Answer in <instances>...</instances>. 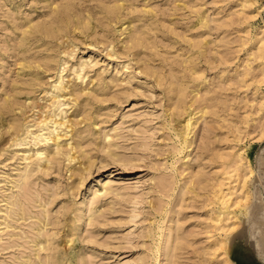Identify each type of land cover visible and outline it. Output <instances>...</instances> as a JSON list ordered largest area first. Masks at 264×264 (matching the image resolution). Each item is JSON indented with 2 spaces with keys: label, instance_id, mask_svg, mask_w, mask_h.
Returning <instances> with one entry per match:
<instances>
[{
  "label": "rangeland",
  "instance_id": "rangeland-1",
  "mask_svg": "<svg viewBox=\"0 0 264 264\" xmlns=\"http://www.w3.org/2000/svg\"><path fill=\"white\" fill-rule=\"evenodd\" d=\"M52 2L75 4V11L71 12L80 13L91 22L85 33L74 30L77 34L73 41H56L64 44L60 49L76 44L74 55L62 72L64 81L70 80L67 84H71L79 80L72 73V65L82 56L93 64L87 76L93 81L88 86L102 91L100 85H93L98 75L114 86L106 87L104 94L97 96L101 101L86 111L94 117V123L90 131L82 132L85 137L80 139V149L93 164L78 189L70 188L75 177L67 170V160L33 181L34 191L54 194L50 208L53 220L60 223L47 226L51 235L45 238L50 246L60 245L68 237V224L62 226V221L67 219L72 224L73 216L61 214L65 207L81 205L74 212L87 215L90 207L96 206L99 219L91 224L88 219L74 229L81 240L78 264H83L82 257L85 264H264L257 258L264 253V236H258L264 234V121L259 117L262 111L258 99L262 98L249 88L254 83L264 87V76L257 68L262 58L258 50L248 47L261 21L259 13L253 14L257 3L242 1L233 6L236 0H0V104L13 84L17 85V101L25 96L29 97L26 102L38 103V98L44 96L40 101L49 103L46 90H51L59 74L56 62L39 72L40 83L34 86H28L24 80L37 70H24L16 62L19 58L29 61L49 54L56 60L67 57L63 52L46 50V46L55 44L48 39L45 43L37 40L20 46L22 31L27 29L25 24L48 18L44 13L50 10L46 5ZM120 2L125 7L116 21L109 23L103 7ZM123 19L128 21V29L117 31ZM133 34L142 41L141 46L134 48L138 59L127 52L122 56L107 53L113 46L123 48L126 38ZM174 77L180 80L175 82ZM199 77L202 81L197 86L195 79ZM112 79L115 82L111 83ZM171 87L179 93L172 96ZM181 97L194 122L191 145L177 153L174 149L179 141L169 126L176 124L171 121L173 103ZM74 110L75 106L68 113ZM14 113L6 114L9 121L18 117L19 110ZM30 114L31 110L25 116ZM184 117L182 112L180 125ZM77 127L86 126L83 122ZM31 128L35 130L36 124ZM106 132L112 148L128 158L127 162L114 160L101 149L108 143H103ZM70 133L62 135L63 144L65 140L79 139H69ZM24 146L0 149V199L5 192L18 194V188L12 187L7 177L24 164L19 150ZM238 152L239 161L250 163L251 172L245 178L247 193L242 186L243 176L232 170L233 156ZM73 163L78 166V159ZM114 168L116 174L110 176ZM98 175L111 181V191L92 205L80 204ZM220 188L232 192L226 205L219 202ZM253 188L257 190L254 195ZM245 194L253 207L244 226L251 217V226L256 224L258 231L253 236L248 231L244 236H230L232 229L242 225L244 216L231 200L245 198ZM26 203L32 214L40 210L33 206L34 202ZM1 204L2 201L0 207ZM233 209L240 213L230 212ZM10 223L13 226L8 230L5 223H0V264H22L23 260L33 258L32 243L28 242L33 237L32 219ZM169 225L173 231L165 229ZM24 231L28 236H23Z\"/></svg>",
  "mask_w": 264,
  "mask_h": 264
},
{
  "label": "bare ground",
  "instance_id": "bare-ground-1",
  "mask_svg": "<svg viewBox=\"0 0 264 264\" xmlns=\"http://www.w3.org/2000/svg\"><path fill=\"white\" fill-rule=\"evenodd\" d=\"M236 1L237 3L234 2V5L232 4L233 6L238 5L240 2L242 3V1L248 2L249 4L257 3L255 7L256 11L253 14L259 13L261 21L257 24L258 27L254 31V36L251 45H249L248 47L259 51L262 60L257 63V68H259L261 75L264 76V17H262V11H264V1ZM53 2L46 5L50 7V10L44 13L45 15H48V18L36 24H25L27 25V29L22 31L20 46H27V44H31L32 41L37 40H42L45 43V39H48L49 42H55V44H52L51 47L46 46V50L52 49L54 51H57L58 53L63 52V54H66L67 57H63L59 60H56L53 54H49L48 56H45L41 59L34 57L29 61L24 60V58H19L16 62L19 67L24 70H28L30 72H35L37 70V72L34 73L28 80H24V83H26L28 86H34L35 84L40 83L41 76L38 75L39 72L45 71L46 69L53 67V62H56V69H59V74H56L57 79L55 83L51 86V90H46V92L48 93L47 99L50 100L49 103L47 101H40L42 98H44V96H40L38 98V103H31L29 101L26 102L25 100H27L29 97L25 96L21 97L22 101H17V85L13 84L11 85V87L8 88L9 93H6V97L0 104V149H2L3 146L10 147L26 144V146L19 148V150L22 151L21 163L24 164H20L18 167L15 168L16 172L13 173V176L7 177V180L12 182V187L18 188V194H15L14 191H11L10 193L5 192L2 195V198L0 199V201H2L1 205H3L0 207V217H3L4 219V221L0 223H5L4 227H7V230L8 227L13 226L10 221L16 220V222H18L20 219H22V221L32 219V225L30 226V228L31 236L33 237L29 239L28 242L32 243L33 249L31 250V254L33 255V258L23 260L22 264H78L77 249L79 248L81 240L78 237L79 235L74 232V229L85 221L87 222L88 219V223L91 224L94 220L99 219L98 215L100 216L98 212V207L96 206L90 207L89 213L87 215L86 212H83L82 214H76L74 212V210L80 208L81 205H75V207H65L61 214H72L73 221L78 220V222L74 224V222L72 221V224H69V221H67V219H64L62 221V226H65V223L68 224V237L64 241L61 240L60 245L57 244V246L52 248L50 246L51 242H49V240H47L45 236L51 235V233H49V228H47L49 224L60 223V221L53 220L54 215H52V209L50 208V204H52V202L54 201V198H52L54 194L51 193L45 195L33 190L34 179L44 174H47L49 170H56V168L63 161L66 160L68 161L67 170H70V176L73 175L75 177L74 182L73 184H71L70 188L73 190L78 189L79 184H82L81 179L85 178V176L87 175L86 172L90 171L91 166L93 164V162L89 160L90 157H88L87 153H85L84 150L80 149V139H83L85 137L82 135V132L90 131V126L94 123V117L86 111L94 107L96 101H101V99H99L97 96L99 94H104V89L106 87L108 88L114 86V84L109 85L107 82H105V79L101 75H98L96 77V80L95 82H93V85H100L99 88H101L102 91L92 89V86H88L93 81L89 80V78L87 79V76L89 75L88 73L91 70L93 64H91L92 61H88V59L83 58L82 56H80L78 61H76L75 66L72 65V73H74L75 79L79 80L73 81L71 84H67L70 80H67L66 82L64 81V75L62 74V72L66 69L65 63H67L70 57L74 55L73 49L75 48L76 44L71 43V45L69 44L63 49H60V46H64V44L60 45L59 43H56V41H73V37L75 36V34H77L74 33V30H78V32L80 33H85L86 30L91 28V22L88 18L86 19L81 17L80 13H76V15H74L71 12L75 11V9L73 8V5L75 4L68 2L64 5L59 3L53 5ZM124 7V2H120L113 6L106 5V7H103L105 16L110 19L109 23L111 22V20L116 21L119 13L121 12V9ZM125 22L128 23V21L125 19L120 20L119 25L121 26V28L116 30L118 31L122 29V32H124L126 29H128L129 23L125 25ZM70 27L72 28V30H70ZM126 42L127 44L123 47L125 48V50L121 46H118L117 48L113 46V48L107 53H117L118 55L121 54L122 56V53L127 52L128 54L132 53L136 57V59H138V51L134 48L141 46L142 41L137 38L135 34H133V36L126 38ZM30 48L31 47H29V49ZM13 53L16 54L17 50H14ZM246 57H248V54L245 55V58ZM70 68L71 66L68 67V69ZM179 80L180 79L176 77L173 78V81L175 82ZM201 81V77L196 78V85L199 86ZM113 82H115L114 79H112L111 83ZM179 84L183 83L179 82ZM249 88L254 94L260 95V98H262L258 99L259 110L262 111V114H264V87H261L259 86V84L254 83L253 85L249 86ZM175 89L176 87H171V90H173L172 96L179 93V91ZM181 90H183V88ZM117 97L120 98L122 97V95H118ZM70 103L71 105H69L68 107L63 106L68 105ZM73 106H75L74 112L71 111L70 113H68V110ZM76 107H78L77 110ZM83 107H86V110H84ZM173 108V116L171 118V121L175 120L176 124L172 123V126L170 125L169 127L170 129H172V132L175 134L179 141L178 147L175 146L174 149V151H177L178 153L182 152L183 149L188 148L191 145L192 140L190 137V132L193 129L194 121H192V112L187 111V105L184 98L181 97L177 99L173 103ZM15 109L19 110V115L18 117H14L9 121L6 114L10 112L14 113ZM30 110L32 111V114L28 116H32L33 118L30 120H34L35 123H30V120H25L28 117L25 115L27 111ZM182 112H185V117L183 119V123L180 125V115ZM262 114H260L259 117L261 118V121H264V115ZM13 115H15V113ZM34 115H37L36 119ZM79 115H81L79 118L74 119L75 116ZM20 118H22V120ZM83 122L84 126H86L84 129H82V127H77L78 124H81ZM35 124L37 128L33 130L31 126ZM68 127H70V129H67ZM69 131H71L69 139L73 138L74 136H78L79 139L76 141L74 140L73 142L65 140V143L63 144V139L61 137L62 135H68ZM103 136V143H108L103 144L101 149L114 160H120L124 163L127 162L128 158L122 157L117 153L115 149L112 148V143L109 142L110 137L108 133H104ZM31 144H33V146H39L32 147ZM236 154L237 155L233 156L235 159L233 162L232 170L239 172L241 177L243 176L244 183L242 184V186L244 187V192H246L245 178L248 176L247 173L251 172V169L249 168L250 163H246L245 160L243 162L239 161L238 157H241V152H238ZM80 158L83 161H80ZM76 159H78L79 162L78 166H76V163L72 164V162ZM240 170L246 171L242 173ZM115 172L116 168L112 169L110 171V176H114ZM101 176L102 175H98L95 178L96 183H94L89 188L88 194L80 202V204L89 202V204L92 205L97 200L108 195V193L111 191L112 183L109 179L104 181L105 178H101ZM237 176L239 175L237 174ZM241 177L239 176L238 178ZM256 177V174H254L253 179H256ZM229 188L231 189V185ZM220 190V196H218V198L220 199L219 202L223 205H226L228 204L229 199L231 198L232 192L229 191L227 193L224 191V193V189L222 190V188H220ZM256 191V188L252 189L253 195L256 194ZM22 199H25V202H23ZM26 201L28 203L34 202L33 206L40 207V210H38L35 214H32L29 205L26 203ZM231 202L234 205V208H237V210L239 209L244 216L241 220L242 225L240 227L237 226L236 229H232L230 236H236L239 234L244 236L247 231L249 233V236H253L254 231H258V227L256 226V224L254 226H251V223L253 222V219L251 217L250 219L252 220L250 221V219H247L248 222L244 226L245 219L248 218L246 216L252 215L250 213L251 208L253 206L248 203V194H245V198L232 199ZM254 204L255 203L253 202V205ZM237 210L233 209L230 210V212L237 213ZM260 218L262 217H259L258 219ZM171 228L172 226L169 225L165 229L167 231H173V229ZM160 231L161 234L164 233L163 230ZM12 233H10V235ZM170 235L171 232L167 233V236ZM23 236L28 235L25 232V235ZM258 236H264V234L261 233L258 234ZM167 247L168 246L166 245L165 249H167ZM247 248L248 245L245 251L243 249L244 253H247ZM30 255L28 256V258L31 257ZM257 258L259 263H264V253L259 254ZM82 261L83 264L87 263L83 260V257L81 258V262ZM240 262L241 261H238L237 263L240 264Z\"/></svg>",
  "mask_w": 264,
  "mask_h": 264
},
{
  "label": "built area",
  "instance_id": "built-area-1",
  "mask_svg": "<svg viewBox=\"0 0 264 264\" xmlns=\"http://www.w3.org/2000/svg\"><path fill=\"white\" fill-rule=\"evenodd\" d=\"M262 17H264V11H262Z\"/></svg>",
  "mask_w": 264,
  "mask_h": 264
}]
</instances>
